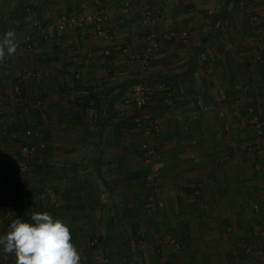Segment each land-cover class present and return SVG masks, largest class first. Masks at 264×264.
<instances>
[{"label": "crops", "instance_id": "obj_1", "mask_svg": "<svg viewBox=\"0 0 264 264\" xmlns=\"http://www.w3.org/2000/svg\"><path fill=\"white\" fill-rule=\"evenodd\" d=\"M28 1L12 0L10 9L21 12ZM95 1L58 6L71 17L89 16ZM99 1L106 11L103 27L120 41L95 40L97 26L86 21L73 30L51 28L50 36L39 38L34 32L32 37L39 38L34 43L49 40L53 50H37L30 58L33 78L22 75L28 67L21 54L10 56L9 66V56L2 61L0 89L15 94L19 88L26 103L5 114L0 125L31 124L48 139L50 150L45 161L19 156L32 148L33 139L24 147L23 138L17 140L0 126V236L14 219L31 222L33 212H48L68 225L71 243L88 225L94 235L99 220L109 219L103 238L114 229L122 238L157 230L175 236L182 258L165 264H264V17L255 16L257 10L264 14V7L246 0H181L180 6L172 0ZM38 2L39 19L47 22L48 0ZM91 2L94 6L87 8ZM146 8L159 16V34L177 24L186 29L164 42L147 66L141 58L152 29L142 23ZM9 26L19 25L12 21ZM138 42L142 51L136 53ZM111 48L120 52L106 55ZM165 78L175 88L167 97L156 91L151 99L153 123L160 130L150 143L157 152L146 163L134 148L138 133L130 138L122 121L138 113L128 101L132 91L141 84L157 89ZM91 94L98 108L82 101ZM254 117L261 118L260 128ZM250 148L252 159L246 156ZM132 187L139 188L131 202L134 209H141L140 197L158 208L149 220L153 231L141 219L131 224V234L126 232L124 191ZM115 215L123 221L116 228L110 221ZM142 246L155 250L148 242ZM92 255L90 264L100 258ZM103 259L109 264L106 253ZM0 264H16L15 255L2 248Z\"/></svg>", "mask_w": 264, "mask_h": 264}, {"label": "rangeland", "instance_id": "obj_2", "mask_svg": "<svg viewBox=\"0 0 264 264\" xmlns=\"http://www.w3.org/2000/svg\"><path fill=\"white\" fill-rule=\"evenodd\" d=\"M38 1H40V0H32V2L28 1L29 3L25 7V10L18 12V11H13L10 9V7L12 6V0H7L5 2L3 0H0V2H2L0 4H4L9 8L6 10H4V7H3V9H0V39H1V34L3 33L4 29L9 28L10 27L9 25H10V23H12V21L17 22V25H19V26L14 27L16 30V37H17V44H18V48H17L15 55L19 57V55L21 54L22 58L26 59L25 67L27 66L28 69L23 71L22 75L24 77L26 76L28 78L29 77L30 78L35 77V76H33V72L35 71V66L31 64L32 60L34 61V58L32 60L30 58H32V56H35V53L37 50H39L40 52H42V51H45V52L50 51L51 52L53 50V44L51 41L45 40L46 43L45 42L35 43V45L31 48V50H24L25 49V43L24 42H26L27 39H30V40H33L34 42H36V40L40 38L39 37L40 34H42L43 37L45 35L46 36H48L49 34L51 35L50 29L52 28V31H53V30H56L58 28L56 26V24H57L58 18L61 15H67V16L71 17L68 12H65V10L63 11L64 13H61L62 9H59L60 6H58L59 4L62 6L63 4H65L68 1L71 2V0H48V3L45 4L46 6L44 8L47 9L46 12H49L48 15L51 17V19H48V20H52V21L50 22L47 20V22H45L44 20H41L42 19L41 16L43 17L42 11L35 9V7H34L35 5H39ZM90 1H92V0H90ZM246 1H249V2L253 1L252 3L253 4L255 3V6L264 7V0H246ZM180 2H181V0H172L171 4L173 3V6H180ZM236 2H241V1L236 0ZM150 3L152 4L153 2H150ZM92 5H93V2H91L89 4V6H87V5L86 6H87V8H91ZM56 6H58V7H56ZM238 7H240V5H238ZM95 10L96 9H94V10L91 9L90 11H92L94 13ZM257 11H258V14L255 16H257L258 18H260L261 16L264 17V14L261 12V10H257ZM73 12L74 11H72V13ZM93 13H91V14H93ZM238 13H240V12H238ZM58 14H61V15L59 17H57ZM89 14H90V12H89ZM210 16H212V15H210ZM46 17H48V16H46ZM39 18H41V19H39ZM53 19H54V21H53ZM255 21H258V19H255ZM175 22H178V21H175ZM18 23H21V25ZM178 23H180V22H178ZM179 25L180 24H177L176 26L170 27L169 31L164 30L163 33L165 32V33H172L174 35L175 34L177 35V33H179L180 31L186 30ZM258 27H259V29L263 28V25L261 24ZM36 30H37V32H39V34H38L39 38L34 39V37H32V36L34 35V32ZM65 30L66 29L61 30V31H65ZM262 34H264V33H262ZM90 36H92V34H90ZM93 36H94L95 40L97 38H99L96 35H93ZM118 41H120L119 38H118ZM98 42H100V41H98ZM142 44H143L142 42H138V46L137 45L134 46V48L136 50H138V51H136V53L142 51V48L140 47V45H142ZM180 46L181 45L178 46L179 47L178 52H181V50L183 49ZM126 47L131 52H135V49L131 48V46L129 44H127ZM113 51H114V53L120 52L119 50H115V49L111 48L109 55H111L113 53ZM104 53H105V51H104ZM104 56H106V55H104ZM10 58L11 57H9V59L6 60V62H8V64H7L8 66L10 65ZM27 60H29V61L27 62ZM4 62H5V60H4ZM0 66L2 68L6 67V65L2 64V62L0 63ZM7 68H9V67H7ZM9 91H10V89H8L5 93V90L3 91V89H0V119H2V118L4 119V115L5 114L7 115L11 111V109L17 108V112H18L19 111L18 108L21 109L22 107H24L23 104L26 103V98L22 95V91L19 88L15 90V94H9ZM257 113L259 114L258 116L260 117L261 111L258 110ZM148 114H149V120L152 118L153 119L156 118V117H152L153 116L152 111H148ZM254 114H255V112H254ZM259 117H257L259 122H262L261 118H259ZM137 119H138V117H137ZM137 119H136V122H137ZM148 121H146L145 126L148 125ZM12 124H13V126L11 128L9 127V125H10L9 123L4 122L3 124H1L0 126L2 129V132H7L8 134H12V135L14 134L16 136L15 138L17 140L20 138H23L25 141L23 144L24 147L28 146V140H29V138H32L33 144L30 147L34 148L33 153H36V152L39 153L42 151L44 152V150H46L48 152V150H50L49 149L50 144L48 142V139L46 137L41 138L42 136H40V135L42 133H36V132H39V130L35 129V126H32L31 124L26 123V122H24V124H22L21 122L19 124H18V122H14ZM137 124H138V126H137L138 130L134 131V134L138 133L137 136H139L140 138L138 137L139 141L137 140V142H138L137 144H139V142L141 140V136L139 133H140V130H142V132H144L143 131L144 125L141 126L144 123L142 122L141 125H139V123H137ZM262 126L264 127V123ZM2 132H1V134H2ZM142 137H143V140H145V138H144L145 136L143 135ZM130 138H133V136H130ZM147 138H148V136H147ZM0 140H1V138H0ZM148 140H149L148 144H150L152 142V140H154V139L149 137ZM143 143H144V141H143ZM42 145H44V146H42ZM242 145L243 144H241V146ZM15 146H16V144H15ZM21 148H23V147H21ZM38 150H39V152H38ZM155 151L157 152V149H155ZM17 156H18V153H17ZM46 156H48V155H46ZM143 158H145L144 152H143ZM0 159H2L1 156H0ZM138 190H139V188L132 187V188H127L124 191L125 195H126V198H125L126 200H125V207H124L125 215H124L123 221H124L125 225H127L126 226V228H127L126 232L128 234H131V231H130V228H132L131 224L137 223V222L138 223L142 222V220L145 223L148 231H150V230L153 231L152 229L148 228V226L150 225L149 220H151L150 219L151 214L153 216L154 210H157L158 208L152 207V209H151L149 204L146 202V199H144V197H140V202H141L140 205H141L142 210L138 209V208L134 209V207H135L134 203H131V202L133 201L132 200L133 198L139 196V194L136 193V191H138ZM133 192L135 194H133ZM136 200L139 201V198ZM145 204H146V206H145ZM137 206H139V205H137ZM150 209H151V211H149ZM83 221L84 220H81V222H83ZM95 221H96V223L99 221L101 223L99 225H97L98 223L97 224L95 223L97 225V231H96V233H94V235L90 233L92 226L88 225V227H85L86 231L82 234L81 233L78 234L75 238V242H72L75 245V247L78 249V251L81 255V261L83 262V264H90L91 258H93V257H91L92 254H93L92 256H94V258L97 256H99L100 258H99V260L97 258H95V260H97V262L95 261V262H92L91 264H106L105 259L101 260V256L103 257V254H105V252L102 251L103 247H100V245H99L95 249H92V248H93V245L96 242V240L103 238L105 236L107 221L109 222V219H104V220H99V221L95 220ZM86 223L89 224L90 221L89 222L86 221ZM86 223H83V224L85 226H87ZM160 231H161V229H160ZM156 232H159V231L157 230ZM156 232L153 231V233H151V234L146 233L147 234L146 236L145 235L143 236L142 234L139 236H133V237H132V235H128V236L132 237V242H131V244H129L130 249L128 250V252L122 253V254L117 253L116 251H113L112 255L110 256V260H108L109 264H163V263L165 264L166 263L165 260H168V259L172 260L174 258L175 259L182 258L180 255V254H182L181 251L180 252L178 251V248L180 245H178V241L174 238L175 236H169L170 234L169 235L168 234H161V233L159 234ZM172 241H175V242L172 243ZM147 242L149 243V245L155 246L154 247L155 250L160 249V251L154 250V252H153L151 250L149 251V249L143 248L142 245H147ZM172 244H174L173 245L174 247L172 246ZM151 252L154 253V255L151 254Z\"/></svg>", "mask_w": 264, "mask_h": 264}, {"label": "clouds", "instance_id": "obj_3", "mask_svg": "<svg viewBox=\"0 0 264 264\" xmlns=\"http://www.w3.org/2000/svg\"><path fill=\"white\" fill-rule=\"evenodd\" d=\"M18 48L14 30L0 39V62L15 55ZM72 240L70 228L48 212H33L31 222L14 219L10 230L0 236V246L14 254L16 264H81V255Z\"/></svg>", "mask_w": 264, "mask_h": 264}, {"label": "built area", "instance_id": "obj_4", "mask_svg": "<svg viewBox=\"0 0 264 264\" xmlns=\"http://www.w3.org/2000/svg\"><path fill=\"white\" fill-rule=\"evenodd\" d=\"M96 10L93 14H90L89 16H85V15H76L73 17H69L67 15H61L58 18L57 21V26L60 30H64V29H76L80 26H82L84 24V22L88 21V22H92L94 23L96 27V35L98 37H102L107 41H114L117 40V35L116 33H113L112 30H110L109 28H105L103 27V23L106 21V11L102 8H100L99 6H101V2L99 0H96ZM128 6V4H127ZM125 11L128 12L129 8H125ZM142 23L146 26L152 27L151 30H149L148 35L146 36L145 42H146V48L144 50V53L142 54V60L144 62V65L147 66L149 65L150 61L152 60L153 54L155 51L159 50L161 45L163 44V42H168L171 41L174 37V34L172 33H161L159 34L156 31V28L159 25V16L151 9V8H146L143 10L142 12ZM186 35V34H184ZM35 45V43H32L30 41V39H27L25 42V49L24 50H31V48ZM125 53L132 57L131 52H129V50L124 49ZM106 55L110 54V51H106L105 52ZM164 88L159 87L157 89H153L150 85L147 84H141L138 85L131 93L130 98H128L129 102L134 103V105L136 106V109L138 111V119H137V123H139V125H141V123L143 122L144 124H142L141 126L144 125L143 127V131H144V136H145V141L142 144V149L143 152L145 154V162L149 163L151 162V158H153L155 156V148L152 147L151 144H148L149 140L148 138H152L155 139L156 135L158 134L160 127L157 124L154 125H147L145 126L146 121L149 120V114L148 111L145 109L150 103H151V99L152 96L154 95V93L156 91H163ZM165 96V95H164ZM169 96V95H168ZM167 97V96H166ZM255 121V126L257 128H260L261 124L258 120L257 117L253 118ZM148 136V138H147ZM44 146V145H42ZM24 152L25 153H31L33 154L34 152V148H24ZM253 148H250L247 151V158L252 159L253 157ZM154 179V174L152 173L151 175L148 176L147 180L148 182L153 181ZM2 249V246H0V251Z\"/></svg>", "mask_w": 264, "mask_h": 264}, {"label": "trees", "instance_id": "obj_5", "mask_svg": "<svg viewBox=\"0 0 264 264\" xmlns=\"http://www.w3.org/2000/svg\"><path fill=\"white\" fill-rule=\"evenodd\" d=\"M8 30H15V28L13 26H10L9 28H5L4 31L2 30L3 31V35ZM30 41L32 43H34L33 40H30ZM164 80H166L165 83H163V84L161 83L162 86H163V88H164V90L161 91V92L159 91V93H161L163 95V97H164V95L165 96H168V95L173 94V90L175 88V84L174 85H169V82L170 81L167 82L168 78L167 79L165 78ZM96 100H97V97H95L92 94L89 97H87V98H82V101H85L86 102L85 103L86 107H89V108L90 107H97L98 108V105H95L94 104L96 102ZM151 105L152 104L150 103L145 109L147 111H151V109H152ZM138 115L139 114L136 113L135 116H133L131 120H124V121H122L123 127L125 129H127V132H128V134L130 136H133L134 131H137L138 130V127H137L138 124L136 122V119H137V116ZM148 124L149 125H154L153 119H150L148 121ZM143 141H144L143 140V137H141V141L140 142L143 143ZM137 143L134 144L135 151H136V153L139 154L140 157L143 158L142 143H139V144H137ZM23 154H24V156H23ZM46 155H47V151L46 150H44V152L42 151L41 154H37V155L34 154L33 156H31L30 153H25V152L23 153L22 151H20V154H19V156H23V157L27 156L28 159H32V161H34V162H37L40 159H42V160L45 161V157H47ZM143 162H145V158H143ZM122 224H123L122 219H120L117 215H115L111 219V225L114 228H116L117 226H121ZM133 227H134V223H133ZM117 233L118 232L115 233V229L114 230H110L109 233H108V235L106 236V238H100V239L96 240V242L94 243L92 249L97 248L99 245H100V247H103L104 252L107 251L105 253H106V257H107L108 260H110V256L112 255V252L113 251L118 250L119 252H124V251H125V253L128 252V250L130 249L129 248V244H131V242H132V237L133 236H136V234L135 235H132V237L131 236H125L124 238H122V235L120 233H118V234Z\"/></svg>", "mask_w": 264, "mask_h": 264}]
</instances>
